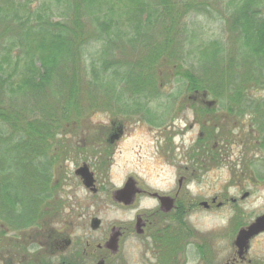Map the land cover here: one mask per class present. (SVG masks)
<instances>
[{
    "label": "trees",
    "instance_id": "16d2710c",
    "mask_svg": "<svg viewBox=\"0 0 264 264\" xmlns=\"http://www.w3.org/2000/svg\"><path fill=\"white\" fill-rule=\"evenodd\" d=\"M223 2L228 8L221 10L220 16L227 23L229 36L239 40L242 51L251 52L257 64L264 63V0ZM217 4L222 5V0H0L2 222L15 214L16 224L22 225L34 211L31 198L42 194L40 187L51 182L52 166L71 152L64 140L79 133L77 126L93 114L111 111L118 115L121 108L129 114L149 109L151 115L146 117L153 118L157 115L147 97H155L172 77L188 80V92L223 94L229 101H244L255 89H264L258 80L264 74L259 71L256 76L245 74L234 89L221 82L219 94L215 92L217 82L212 83L209 75H198L178 64L173 50L178 19L187 11L192 15L211 12L210 7ZM160 20H168L170 25L163 28L162 41L147 48L144 58L129 59L123 54L124 40L136 48V43L149 39V25ZM194 32L195 28L188 29L190 36ZM220 44L218 40L202 42L200 61L204 62L208 48L209 55H216ZM100 87L107 89L106 98L111 95L117 98L116 103H126L113 112L115 107L107 106L109 99L98 102L94 98ZM28 95L36 101L52 98L36 112L30 106L18 109L16 101ZM81 95L87 97L88 107ZM101 102L109 108L102 110L97 105Z\"/></svg>",
    "mask_w": 264,
    "mask_h": 264
},
{
    "label": "flooded vegetation",
    "instance_id": "af4514ba",
    "mask_svg": "<svg viewBox=\"0 0 264 264\" xmlns=\"http://www.w3.org/2000/svg\"><path fill=\"white\" fill-rule=\"evenodd\" d=\"M208 95L194 90L184 101L182 130H188L189 109L203 140L190 155L184 134L168 131L171 125L158 117L160 106L157 116H145V122L157 125L155 137L162 145L155 151L154 166L143 167L141 174L123 172L124 165L119 168L116 159L120 143L129 138L132 117H110L106 125H94L96 132L83 127L88 122L83 120L79 133L64 140L76 148L71 151L74 159L67 155L52 166L50 184L31 198L34 211L22 225L16 224L15 214L4 222L0 216V264H130L132 240L139 242L136 264H189L188 246L196 236L199 264H253L249 251L256 236L242 255L235 237L234 251L222 263L210 240L194 232L189 217L196 209L191 198L188 203V182L200 173L201 182L210 173L231 174L230 186L240 189L239 197L214 194L196 204L206 211L232 205L235 219L243 221L246 211L240 205L251 196L246 187H264V101L220 102L221 106ZM217 108L226 114L218 117ZM69 160L78 162L73 170L66 164ZM119 170L125 176L115 185ZM257 217L243 221L237 234Z\"/></svg>",
    "mask_w": 264,
    "mask_h": 264
},
{
    "label": "rangeland",
    "instance_id": "374dc122",
    "mask_svg": "<svg viewBox=\"0 0 264 264\" xmlns=\"http://www.w3.org/2000/svg\"><path fill=\"white\" fill-rule=\"evenodd\" d=\"M207 1L214 2V0ZM223 1L224 0H222V5H212L210 7L211 12L192 15L191 13L188 14L187 11L185 15L181 16L175 26L177 28L174 34L176 43L173 47V50H176V54L179 59L178 64H183L186 68L193 70L198 75L203 76L204 74V77H206V75H209V80H211L212 83H214L215 81L217 82L214 83L215 86L218 85V90L216 89L215 91L216 93H219L220 91L219 86H222L221 82H223V84L224 82H227V84L230 83L228 84V88L234 89L236 87V84H240V82L242 81V77L245 74L247 75L249 73V75L256 76L259 71L261 72V74H264V63L257 64L258 61L255 62V57L250 55L251 52L248 53L242 51L239 40H235L234 37L231 38L229 36V32L227 31V23L222 18V16H220V11L226 10L228 8L227 6H223L225 5ZM169 25L170 23L168 22V20H160L159 22H155L154 24L149 25V27L147 28V34L149 35L150 40H147L145 38L144 41L136 43V48H132L130 43H128L127 40H124L123 54L128 55L129 59H139L140 57L144 58L147 55V48L154 46L155 43L162 41L163 34L166 32L163 28ZM193 28L196 29V32H194L195 34L190 36L188 34V29L189 31H192ZM213 40L221 41V44L219 45L221 49H217L216 55H209L208 53L210 52H208V48V51H206L208 55L206 54L204 62L200 61L201 58L200 56H198L199 46L204 41L206 43ZM86 63H89L88 57L86 58ZM244 70L245 72H243ZM178 80H176L175 77H172L167 82L166 87L162 88V91L160 93H158L155 97L149 95L150 97L148 96L147 100H151L149 104L152 105L151 107H154V112L156 111V107L164 103V106H160L161 108L159 109V111L161 112H159L160 116L158 117L160 119L162 118V123H164V125H171L172 128L170 127L168 131L172 130L173 132V130H177V133L184 134V138L187 139L185 143H188V155H190L194 148L201 145V142L203 140L199 137L200 127L199 125L195 124V121L192 119V112L189 109L188 130L186 128L182 130V128L185 127L186 123V120L184 118L186 116V113L182 108L185 106L184 101L188 100L187 95H189V87L188 80ZM209 80L207 79V81ZM258 80L264 83L263 76ZM223 87H226V85L224 84ZM91 90H93V92L95 93L94 90H96V88L93 87ZM106 90L107 89H104L103 87L97 89V94H95L94 97L96 101L99 102L109 99L110 105L107 106L111 108L115 107L112 108L113 112L118 108V105L122 106L126 103V101L123 102V100L116 103L117 98L115 96L107 95L108 98H106L104 95V92H107ZM110 90V93L114 94V90ZM125 90L129 91V89L126 88ZM128 94V96L130 97L131 94ZM54 96H57V94H55ZM219 96L220 97H215L213 94L209 93L208 99L218 100L219 104L220 102H232L227 100L225 96H223V94H220ZM81 97H84L82 100L86 101L85 107H88L89 105H87V97L82 95ZM51 98L52 96H45L43 99H40V101H36L30 95L20 96L15 105L18 106V109H25L30 106L31 111L36 112L38 108L41 109V107L44 105V102H47L49 100L51 101ZM248 101L263 102L264 89L258 88L256 92L253 91V93L244 100V103H247ZM235 102L240 103L241 100H235ZM106 104L107 103L101 102L97 105H101L102 110H106L109 108L105 106ZM241 108L245 109V106H241ZM217 110L218 117L224 116V114H226V112H223V110L220 108H217ZM120 111L121 113L118 115H112L111 111H100L96 114H93L89 119H87L89 123L87 122V124L83 125V127H92V129L94 130V125H106L109 122L110 117H116L119 120H121L122 117H132V119H128L129 138L128 140L120 143L119 149L121 151H119L120 155L116 157V159L119 168L124 165L122 168L123 172L131 174H141V170L143 169V167L154 166L155 164L153 159L156 157L155 151H157L158 147L160 148V146L162 145L160 141L161 138L156 139L155 137L156 132L159 130L157 129L156 124L152 125L144 121L146 118L145 116L151 115L149 109L148 111L147 109H142L138 113L131 114L127 113L124 108H121ZM191 124H195V126L191 128ZM96 128L95 132L97 131ZM162 129L163 128H161V130ZM181 137L182 136L177 137L176 141L178 143L180 142L179 139ZM211 142H214V139L211 140ZM69 146L70 148L72 147L71 151H73L75 147H73V145ZM69 157L74 159L72 152H70ZM174 158L178 159L177 156H175ZM77 163V161L75 162L74 160H69L66 164L69 166L70 170H73ZM201 175L202 174L200 173L197 178H194L188 182V203L189 199L191 198L192 202L195 205L194 207H192L196 209L193 210L194 213L189 217V219L192 223L193 229L195 230L194 232L201 235V239L208 238L207 241L210 240L209 244L213 246L214 250L219 251L220 260L217 261L223 263L234 251L233 241L236 237L239 225L243 223V221L248 222L253 220L256 216L264 214V187H246L247 191H251V196L247 200L243 201L240 205L246 211V213H243L242 221L239 217L235 219L232 205H228L225 208H220L219 210L215 211H206L202 207L197 206L196 203L202 201L203 199L210 198L214 194H221L224 198V196L239 197L241 193L239 192L240 189H238L237 187L230 186L232 184L229 183L231 176V174L229 173H223L222 175H220L219 173L207 174L214 176L215 178L210 180L208 179L206 181L205 177H207V175H205L204 179L202 180L203 182H201ZM124 176L125 173H122L121 170H119L118 176L113 178L114 184H120ZM17 187L22 190L20 185H17ZM80 193H82V191ZM85 193L86 190L83 191L84 195ZM21 194H23L25 199V192L23 191ZM63 195L66 197H70L67 193H64ZM128 217L130 218L131 216ZM197 237L200 236H196V238ZM196 238L192 239L191 244L188 246L189 264L200 263V260L197 258V248H199L200 245H196L199 238L198 240ZM135 244L138 245L139 242L133 240L132 242H130V250L134 256L137 255V247ZM210 254L211 253L209 251V255ZM134 256L131 257L130 264H136L134 262ZM249 258L253 260V264H260V262L261 264H264V234L256 236V238L251 241ZM240 264L248 263L245 262Z\"/></svg>",
    "mask_w": 264,
    "mask_h": 264
},
{
    "label": "water",
    "instance_id": "95a60500",
    "mask_svg": "<svg viewBox=\"0 0 264 264\" xmlns=\"http://www.w3.org/2000/svg\"><path fill=\"white\" fill-rule=\"evenodd\" d=\"M264 232V214L259 215L250 225L246 228L239 230L235 244L239 247V254L245 253L250 245V241L255 236Z\"/></svg>",
    "mask_w": 264,
    "mask_h": 264
}]
</instances>
